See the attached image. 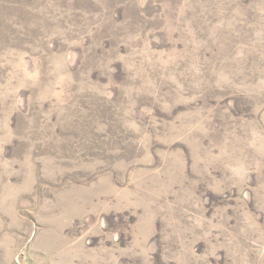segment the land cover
<instances>
[{
    "label": "rangeland",
    "instance_id": "374dc122",
    "mask_svg": "<svg viewBox=\"0 0 264 264\" xmlns=\"http://www.w3.org/2000/svg\"><path fill=\"white\" fill-rule=\"evenodd\" d=\"M0 264H264V0H0Z\"/></svg>",
    "mask_w": 264,
    "mask_h": 264
}]
</instances>
